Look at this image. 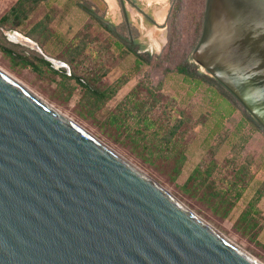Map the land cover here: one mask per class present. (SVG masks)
Returning a JSON list of instances; mask_svg holds the SVG:
<instances>
[{"label": "water", "instance_id": "95a60500", "mask_svg": "<svg viewBox=\"0 0 264 264\" xmlns=\"http://www.w3.org/2000/svg\"><path fill=\"white\" fill-rule=\"evenodd\" d=\"M194 57L264 129V0H207ZM0 264L262 263L0 70Z\"/></svg>", "mask_w": 264, "mask_h": 264}, {"label": "rangeland", "instance_id": "374dc122", "mask_svg": "<svg viewBox=\"0 0 264 264\" xmlns=\"http://www.w3.org/2000/svg\"><path fill=\"white\" fill-rule=\"evenodd\" d=\"M16 1L0 0V20L8 16ZM112 2L50 0L35 5L17 29L28 32L51 12L52 38L45 39L40 46L48 56L69 64L71 75H64L65 69L55 70L43 64L40 61L43 56L37 51L9 40L6 32L16 28L2 20L0 69L131 162L195 215L264 264V199L259 225L249 228L243 222L238 226L233 214L238 203L232 205L235 197H228L226 192L228 183L235 179L233 173L226 171L230 169L226 159L234 152L241 151V161L251 164L255 176L264 177V133L249 121L238 129L240 122L249 117L243 106L235 103L236 111L225 121L226 129L207 148L206 139L214 126L212 104L223 100L215 98L214 87L206 81L195 89L178 71L184 65L192 77L201 78V74L211 77L194 57L203 33L207 0H148L153 2L152 6L144 7L154 11L158 21L163 18L157 28H142L137 12L126 9L139 27L133 31L134 35L141 38L147 49L140 59L127 49L113 46L109 33L95 24L87 12L90 6L96 7L101 14L108 12L110 20L118 24L122 20L120 9L115 0ZM172 9L173 15L166 24ZM87 31L86 40L92 39L93 44L78 61L69 62L67 49L78 44L77 40ZM97 48L99 52L94 53L92 50ZM71 76L82 78L100 93L105 92V97L99 99ZM171 130L175 134L170 138ZM235 134L237 137L230 144L228 140ZM212 161L219 167L213 177L205 174L192 177L195 168L206 172Z\"/></svg>", "mask_w": 264, "mask_h": 264}, {"label": "trees", "instance_id": "16d2710c", "mask_svg": "<svg viewBox=\"0 0 264 264\" xmlns=\"http://www.w3.org/2000/svg\"><path fill=\"white\" fill-rule=\"evenodd\" d=\"M30 6L28 5V0H21L18 4V6L13 7L12 10L9 12L8 16H6L4 18L3 21H7L10 22L11 24L15 25V23H13L11 20L13 17H15V19H18V24H21L24 20L27 19L29 13H30ZM13 19V21L15 20ZM203 19V18H202ZM170 21V19H169ZM202 24V22H201ZM200 24V25H201ZM202 28V26H201ZM37 34H31V36L38 41L41 45L45 44V39L50 37V31L48 29L47 26L43 25V23H39L37 26ZM122 37L126 38L127 32L126 31H121ZM124 35V36H123ZM127 40V38H126ZM89 45L87 42L85 43H79L76 44L75 46L72 47V51L70 53V56L68 57V61L69 62H73L74 60H79V58L83 57L85 53H87V50L89 49ZM117 48L119 49H126L127 46L125 44H117L116 45ZM141 58V57H140ZM139 57H137V59H140ZM40 61L51 67V65L46 62L44 60V58H40ZM138 64H140V60H138ZM178 71L180 72V74H184V80L188 83H192L194 84V88L196 89V87L200 86L201 81H206L208 84H210V86L214 87V95L215 98L216 97H220L222 98V102H218V103H213L212 105L214 106L212 108V119L214 122V126H212L209 135L207 136L206 139V144H207V148H211L212 147V143L213 140L216 139L217 137H220V135L224 132V130L226 129L225 127V121H228V119L234 114L235 107L234 104H238L239 102L237 101V99L221 84L219 83L215 78L210 77L208 75L205 74H201L202 77L201 78H197V77H192L191 73L188 70L187 66L184 65H180L178 67ZM66 75V74H64ZM66 78H70L68 76H66ZM71 78H74L78 81L79 84H81L84 88H87L88 91L97 96L99 99H101L102 97H105V92L100 93L99 91L95 90L94 88L91 87V85L87 82H85L82 78L79 77H75V76H71ZM248 118L244 121L242 120V122H240L238 129H242L243 126L245 125L246 122H250L254 127L257 128L258 131H261L264 133V129L262 128V126L246 111ZM146 123H151L150 120H146ZM237 131V130H236ZM170 134V138L175 134V130H171L169 132ZM237 137V134L234 135L233 138L229 139L228 142H233L234 139ZM211 143V144H210ZM223 143V142H222ZM225 143V142H224ZM232 144V143H230ZM234 154V155H233ZM230 158L226 159V163L228 166H230V169L226 168V171L231 172L235 175V179L233 181V183H228V186L226 187V192H228V197H235L234 203H232V205H236L240 199L243 196L244 191L249 187V185L254 181L255 179V174L253 173L251 168V164L249 163H244L243 161H241V151L238 152H234ZM239 160L242 162L240 163ZM217 164L215 162H210L206 172H203L201 168H195L192 172V177L194 176H200L202 174H205L207 176H209V178L213 177L216 169H217ZM219 168V167H218ZM226 172V173H228ZM231 184V185H230ZM262 186H264V182L263 184L261 183ZM224 192V194L226 193ZM264 194V189L261 188V190L258 193V196L252 201V205L250 208H248L240 217L239 221L236 223L238 226L243 223V222H248L249 223V228L250 227H255L256 225H258L259 223V215H260V211L258 209L255 208V205L259 202V200L261 199V197ZM227 197V199H228ZM234 205V206H235ZM229 214V213H228ZM247 223V224H248Z\"/></svg>", "mask_w": 264, "mask_h": 264}, {"label": "flooded vegetation", "instance_id": "af4514ba", "mask_svg": "<svg viewBox=\"0 0 264 264\" xmlns=\"http://www.w3.org/2000/svg\"><path fill=\"white\" fill-rule=\"evenodd\" d=\"M20 1L21 0H17L15 2V4H13V6L11 7L10 11L12 10L13 7L18 6ZM48 2H50V0H28V5L31 7L30 12L33 11V9L35 8V5H39L41 3H48ZM107 2H108V0H107ZM115 2L119 6L120 16L122 19L118 24H116L114 21L110 20V18L108 16V12L101 14L99 12L98 8H96V7L90 6L91 8H88L87 12L90 14L91 19L95 21V24L99 25L101 28H103L104 30H106L109 33V35L113 39V46L114 45L116 46L117 44H125L127 46V48H126L127 51L132 52L133 54H135L137 57L140 58L142 56V54L147 53V49H146L144 43L141 41V38L139 36L134 35L133 31H138L139 27L137 26V24H135L133 18L130 17V15L126 9L130 8V9L137 12V16L139 17L142 28L146 29L147 28L146 26L157 28V25H162V23H159L157 17L155 16L156 14L154 11L147 10L144 7L145 5H147L149 7L152 6L153 2H148V0H146L145 2H142V3L140 2V0H115ZM82 8H85V6L83 5ZM173 8H175V7H173ZM173 11H174V9H172L171 12H169V17L166 20V24H168L170 17L173 15ZM5 17L6 16H3L1 18V20L3 21ZM28 17H29V15H28ZM53 17H54V15L51 12H48L42 18V20L40 22H37L36 24L31 26L28 29L29 30L28 32H24V33L22 32V33L24 35H26L27 37L35 40L31 36V34H34V33L37 34L36 29H37L38 24L43 23V25L47 26L49 29ZM13 19H15V17H13L11 20L13 23H15V25L12 24L14 26V28H16L14 31H19L17 29L20 28L22 23L18 24V19L16 18L14 21H13ZM87 28L88 27H85L84 29H87ZM49 31H50V29H49ZM121 31L127 32V35H126L127 40L125 37H122V34H120ZM19 32H21V31H19ZM88 33L89 32L87 31L80 36L81 37L80 40L79 39L77 40L78 44L79 43H85V42H87L89 46H91L93 44L92 39L90 41H88L89 39L86 40ZM51 38H52V36L49 37V39H51ZM36 42H38V41H36ZM39 45H41V44L39 43ZM72 47L67 49L66 54L68 56H70V53L72 51ZM92 51H94V53H98L99 49L97 48V50H92ZM62 73L66 74V70H63Z\"/></svg>", "mask_w": 264, "mask_h": 264}, {"label": "crops", "instance_id": "0c3cea01", "mask_svg": "<svg viewBox=\"0 0 264 264\" xmlns=\"http://www.w3.org/2000/svg\"><path fill=\"white\" fill-rule=\"evenodd\" d=\"M264 182V177H260L259 175L255 177L254 181L249 185V187L244 191L242 198L238 202V206L234 210L233 214L236 216L235 223H237L241 217V215L251 207L252 201L258 196L259 191L262 188L261 183L263 184ZM256 186V187H255ZM264 199V194L259 200V202L255 205V208L260 211L261 214V202ZM248 223V222H247ZM259 225V224H258ZM249 227V223L247 224ZM257 227V225L255 226ZM255 227H250V228H255Z\"/></svg>", "mask_w": 264, "mask_h": 264}, {"label": "bare ground", "instance_id": "6f19581e", "mask_svg": "<svg viewBox=\"0 0 264 264\" xmlns=\"http://www.w3.org/2000/svg\"><path fill=\"white\" fill-rule=\"evenodd\" d=\"M108 2H109V4H113V2H112V0H108ZM163 21V18L162 17H160V19H159V23H163L162 22ZM1 70V69H0ZM2 71V70H1ZM5 73V72H4ZM6 74V73H5ZM8 75V74H7Z\"/></svg>", "mask_w": 264, "mask_h": 264}]
</instances>
